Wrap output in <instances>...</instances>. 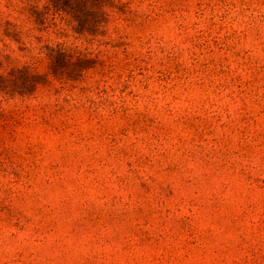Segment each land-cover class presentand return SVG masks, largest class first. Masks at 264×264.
<instances>
[{"label":"rangeland","instance_id":"obj_1","mask_svg":"<svg viewBox=\"0 0 264 264\" xmlns=\"http://www.w3.org/2000/svg\"><path fill=\"white\" fill-rule=\"evenodd\" d=\"M0 264H264V0H0Z\"/></svg>","mask_w":264,"mask_h":264}]
</instances>
